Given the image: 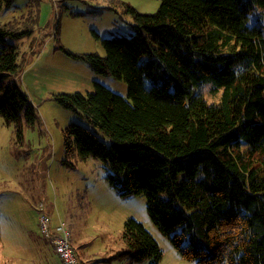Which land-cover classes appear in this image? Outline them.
<instances>
[{
  "label": "trees",
  "instance_id": "obj_1",
  "mask_svg": "<svg viewBox=\"0 0 264 264\" xmlns=\"http://www.w3.org/2000/svg\"><path fill=\"white\" fill-rule=\"evenodd\" d=\"M124 5L133 17L130 36L103 38L104 55L68 53L124 79L128 97L98 81L86 93L54 94L112 143L69 123L63 163L100 159L120 195L145 196L150 218L182 258L264 264V0H161L154 13ZM29 8L0 24V77H16L0 84V115L16 125L19 140L39 114L19 80L25 57L7 37L32 35L38 8ZM206 80L221 89L218 101L195 90ZM121 237L125 247L113 259L163 258L138 219L125 221Z\"/></svg>",
  "mask_w": 264,
  "mask_h": 264
},
{
  "label": "rangeland",
  "instance_id": "obj_2",
  "mask_svg": "<svg viewBox=\"0 0 264 264\" xmlns=\"http://www.w3.org/2000/svg\"><path fill=\"white\" fill-rule=\"evenodd\" d=\"M124 3L154 13L161 0H41L33 5L15 0L10 6L0 4V24L21 18L29 6L38 8L32 35L9 36L7 40L25 57L19 80L39 114L35 125L24 123L21 140L16 125L0 115V263L63 264L40 229V204L44 203L43 209H48L55 222L62 220L71 229L74 247L88 264L152 263L150 258L133 263L112 258L125 247L121 236L129 217L141 221L159 242L164 254L158 264H196V260L182 258L154 224L144 195L122 196L110 185L100 159L76 157L74 167L63 163V129L69 123L85 125L107 145L112 143L111 137L66 108L54 94L86 93L98 81L128 97L129 85L124 79L98 73L68 53L104 55L103 38L130 36L133 17L125 12ZM14 79V74L7 73L0 77V84ZM195 90L209 102L220 99L221 89L209 80Z\"/></svg>",
  "mask_w": 264,
  "mask_h": 264
},
{
  "label": "built area",
  "instance_id": "obj_3",
  "mask_svg": "<svg viewBox=\"0 0 264 264\" xmlns=\"http://www.w3.org/2000/svg\"><path fill=\"white\" fill-rule=\"evenodd\" d=\"M40 206L42 208L39 216L40 229L47 240L53 244L61 262L63 264H87L74 247L70 228L62 221L55 222L47 209H43L44 203H41Z\"/></svg>",
  "mask_w": 264,
  "mask_h": 264
},
{
  "label": "crops",
  "instance_id": "obj_4",
  "mask_svg": "<svg viewBox=\"0 0 264 264\" xmlns=\"http://www.w3.org/2000/svg\"><path fill=\"white\" fill-rule=\"evenodd\" d=\"M48 210V209H47ZM50 213V212H49ZM51 214V213H50ZM52 215V214H51ZM54 221H55V219H54ZM60 221H62V220H60ZM60 221H58V222H60ZM62 222H64V221H62ZM65 223V222H64ZM66 224V223H65ZM71 230V229H70ZM84 261V260H83ZM127 261V260H126ZM85 262V261H84ZM88 264V263H87Z\"/></svg>",
  "mask_w": 264,
  "mask_h": 264
}]
</instances>
